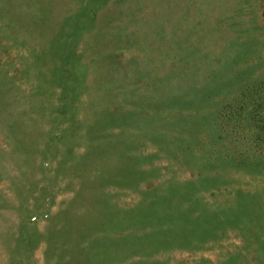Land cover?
<instances>
[{
  "label": "rangeland",
  "instance_id": "rangeland-1",
  "mask_svg": "<svg viewBox=\"0 0 264 264\" xmlns=\"http://www.w3.org/2000/svg\"><path fill=\"white\" fill-rule=\"evenodd\" d=\"M0 264H264V0H0Z\"/></svg>",
  "mask_w": 264,
  "mask_h": 264
}]
</instances>
